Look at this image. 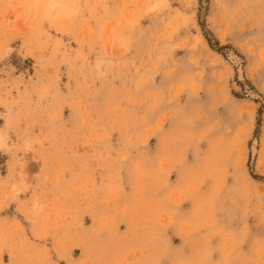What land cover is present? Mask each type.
Segmentation results:
<instances>
[{
  "label": "rangeland",
  "instance_id": "1",
  "mask_svg": "<svg viewBox=\"0 0 264 264\" xmlns=\"http://www.w3.org/2000/svg\"><path fill=\"white\" fill-rule=\"evenodd\" d=\"M0 264H264V0H0Z\"/></svg>",
  "mask_w": 264,
  "mask_h": 264
},
{
  "label": "bare ground",
  "instance_id": "2",
  "mask_svg": "<svg viewBox=\"0 0 264 264\" xmlns=\"http://www.w3.org/2000/svg\"><path fill=\"white\" fill-rule=\"evenodd\" d=\"M236 63V62H235ZM254 149V148H253Z\"/></svg>",
  "mask_w": 264,
  "mask_h": 264
}]
</instances>
